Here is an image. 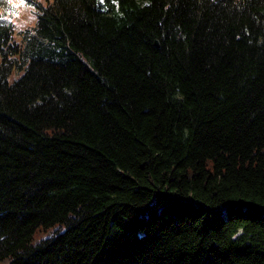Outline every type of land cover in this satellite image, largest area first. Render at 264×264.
<instances>
[{
	"label": "trees",
	"instance_id": "trees-1",
	"mask_svg": "<svg viewBox=\"0 0 264 264\" xmlns=\"http://www.w3.org/2000/svg\"><path fill=\"white\" fill-rule=\"evenodd\" d=\"M36 8L0 17V264H264V0Z\"/></svg>",
	"mask_w": 264,
	"mask_h": 264
},
{
	"label": "rangeland",
	"instance_id": "rangeland-1",
	"mask_svg": "<svg viewBox=\"0 0 264 264\" xmlns=\"http://www.w3.org/2000/svg\"><path fill=\"white\" fill-rule=\"evenodd\" d=\"M37 0H0V17H6L15 26L16 38L18 33L29 26L36 23ZM48 236L43 232L35 236L36 240H40Z\"/></svg>",
	"mask_w": 264,
	"mask_h": 264
}]
</instances>
